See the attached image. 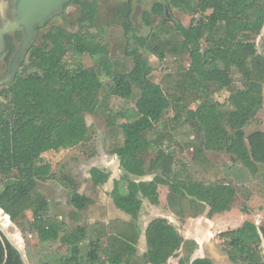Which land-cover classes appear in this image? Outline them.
Returning <instances> with one entry per match:
<instances>
[{
	"label": "trees",
	"instance_id": "trees-1",
	"mask_svg": "<svg viewBox=\"0 0 264 264\" xmlns=\"http://www.w3.org/2000/svg\"><path fill=\"white\" fill-rule=\"evenodd\" d=\"M165 1L153 6L163 21L152 24L145 17V26L152 28V34L140 35L127 2L118 6V24H113L124 30L125 54L133 58V68L128 73L112 74L110 70L112 95L130 100L135 89L140 92L133 114L121 125L124 142L115 154L124 175L114 181L110 193L115 207L130 221L98 225L97 231L84 226L69 230L65 222L48 215L44 197L34 195L38 183L51 177L52 167L43 163L44 155L88 141L85 115L95 114L100 107V72L80 65L70 69L64 58L70 53L89 55L97 66L109 65L108 51L98 36L81 30L60 34L50 49L32 44L14 80L1 85L0 100L6 103L0 106V210L17 224L31 212L30 225L40 242L66 246L68 254L53 260L54 264H169L180 252L183 257L179 264H213L206 258L191 260L195 242L185 241L168 218L149 224L145 232L147 251L138 255L144 202L159 206L160 187L168 188V206L183 221L205 213L211 219L229 212L237 195L231 183L195 181L189 174L190 165L177 158L172 141L164 149L152 147L148 134L170 109L176 112L172 119L175 126L184 123L198 129L196 136L202 139L204 151L223 150L251 174L264 165V130L246 134L264 107V55L256 48V39L264 30V0ZM166 7L170 12L183 7L200 17L189 27L177 22L170 25ZM175 33L182 39L181 48L190 62L180 74L175 92L167 96L151 80L154 69L141 50L164 61V49L156 43L160 37ZM6 41L10 59L15 48L10 37ZM233 70L240 75L243 88L229 97L230 108L221 109L214 95L233 85ZM203 150L195 152L192 167L195 164L207 172ZM91 176L94 185L102 187L111 173L93 168ZM147 176L153 178L132 179ZM69 204L83 211L91 200L74 190ZM219 239L233 264H264V226L247 221L238 229L221 233ZM85 247L88 249L83 253ZM0 264H25L20 250L1 231Z\"/></svg>",
	"mask_w": 264,
	"mask_h": 264
},
{
	"label": "rangeland",
	"instance_id": "rangeland-1",
	"mask_svg": "<svg viewBox=\"0 0 264 264\" xmlns=\"http://www.w3.org/2000/svg\"><path fill=\"white\" fill-rule=\"evenodd\" d=\"M125 1L116 0L112 5H106V7L120 6ZM163 2L166 3L165 0ZM140 4L145 9L150 10V0H140ZM168 17L172 21L170 25L177 22L189 27L192 22L198 20L200 15L196 16L192 13H187L183 7H177L171 12L168 11ZM79 29L80 24H46L38 28L33 45L50 49L52 43L60 34L77 32ZM91 29L102 44L106 46L108 51L107 58L110 61L109 65L105 64L99 67L96 64V59L91 56H79L74 53L65 56L64 63L70 69H76L80 65L83 68H94L100 72L99 75L103 84L99 97L100 107L95 114L85 115L89 128L88 141L86 143H81L71 149L49 152L44 155L43 163L50 164L52 167L51 177L46 182H39L34 194L35 196L44 197L48 202V215L51 218H57L65 222L69 230L84 226L92 231H97L98 225L108 226L114 221V219L110 220V218L117 217L116 212L120 213L110 197L114 181L122 179L124 175L123 170L120 169L119 159L115 154V150L123 145L124 136L121 131V125L130 119L129 116L133 114L140 95L138 89H135L130 100L120 99L112 95V79L108 78L110 70L112 74L128 73L133 68V58L125 54L126 36L122 27L113 24H92ZM152 33V28L150 29L144 25L140 35L147 36ZM181 40L178 33L172 36L160 37V41L156 45L164 49L166 54L164 61H161L155 54L147 50H141L147 62L154 69L151 80L160 85L167 96L175 92L176 82H178L180 74L189 67L190 57L181 48ZM256 48L259 54L264 55V30L256 39ZM8 58L9 56L6 55L0 57V83L7 73ZM232 77L234 79L233 85L229 89L214 95V99L220 103L221 109L230 108L229 97L235 91L243 88L241 77L236 70L232 71ZM3 100H0V106L5 105L6 102ZM175 113L173 109L168 110L162 123L157 124L149 132L148 139L152 147L164 149L170 144L168 141H172L173 150L177 153V158L181 162L190 165L189 174L195 181L231 183L236 187L237 195L231 211L217 216H231L232 221H237L234 224H238L241 221H249L256 223L258 226H264V165L259 166L256 174H251L240 163L235 162L232 155L223 150L204 151L202 139L196 136V133L199 132L198 129L196 130L184 123L178 127L175 126L172 122ZM174 127L175 129H173ZM259 130H264V107L257 115L255 121L246 128V134L249 135ZM197 150H203L204 152L205 159L208 162L207 166H209L207 172L195 164L192 167V160ZM153 154L154 152L151 153V155ZM93 168L107 170L111 173L110 179L104 186L96 187L94 185L91 176ZM152 178L153 176H147L142 179L132 177L134 180H151ZM74 190L79 191L91 200V204L83 211H78L69 204V199ZM160 195L163 202L166 199L164 210L168 211L173 219H178L182 223L188 220L186 218L183 221V218L177 217L169 208V190L167 187H160ZM144 203L147 205L142 212L145 211L146 214L148 203L146 201ZM189 219H197V224L199 226L203 225V229L208 226L204 242L206 244L215 242L227 254V248L223 240H220L219 235H217L221 231L210 228L211 219H208L206 213L197 218ZM31 222V212L26 214L25 220L17 224L13 223L9 216L0 210V231L20 250L26 264H54L51 259L53 252H56L59 258L68 254V248L60 243L40 242L37 234L33 232L34 230L30 225ZM172 223L182 224L178 221H172ZM234 224L231 226H235ZM231 226L228 227L230 231L233 229ZM138 246L139 250L140 247L143 248V245L139 243ZM86 248L88 249V247H85L83 253H85ZM209 248V252H212L213 246L209 245ZM140 252L142 251L140 250ZM261 252L264 258V246L261 247ZM140 254L142 256V253ZM182 254L183 252H180L176 258L172 259V262L177 261V258ZM217 261L218 264H227L219 259V256Z\"/></svg>",
	"mask_w": 264,
	"mask_h": 264
},
{
	"label": "flooded vegetation",
	"instance_id": "flooded-vegetation-1",
	"mask_svg": "<svg viewBox=\"0 0 264 264\" xmlns=\"http://www.w3.org/2000/svg\"><path fill=\"white\" fill-rule=\"evenodd\" d=\"M116 0H67L63 5L59 13H55L46 24H80L79 31L89 30L92 31L90 24H118L117 18V9L118 6H109L112 5ZM144 1V0H142ZM125 2L130 3L131 11L129 16L131 18L134 27L140 31L144 29V25L147 24L145 21L147 18L151 19L152 24H158L160 21H163V18L160 15H157L153 12V6L158 3H164L163 0H150V10L145 9L141 4L140 0H126ZM124 2V3H125ZM123 4V3H122ZM16 10V1L15 0H0V29L9 26L10 24H15L16 18L14 12ZM168 9L166 7V14L168 15ZM150 15V17H149ZM169 18V17H168ZM61 20L60 22H57ZM81 24H89L90 28L88 29L87 25L82 27ZM43 27V26H41ZM40 28V27H39ZM83 28V29H82ZM38 31V29H37ZM21 29H17L13 32L8 33L5 36L10 37L12 45L15 50L11 55L10 59L7 60V73L5 78L9 74V65L13 55L18 51L20 43L22 41ZM18 35L20 36L18 38ZM37 35V33H36ZM5 50L2 56H8L9 45L5 41ZM33 44V43H32ZM4 78V79H5Z\"/></svg>",
	"mask_w": 264,
	"mask_h": 264
},
{
	"label": "crops",
	"instance_id": "crops-1",
	"mask_svg": "<svg viewBox=\"0 0 264 264\" xmlns=\"http://www.w3.org/2000/svg\"><path fill=\"white\" fill-rule=\"evenodd\" d=\"M113 185H114V183H113ZM165 201H166V199H164V202L162 201L161 195H160V204H159V206H153V205H151L150 203H148L146 201L148 203V207H147V210H146L147 212H146V214H145V211L141 212V215H140V218H139V225H140L141 230H142V234H141V237L139 239V244L143 245V248L140 247V250L142 252H140L139 246H138V251H139L138 255H139V257H141L140 253H142V256H143L144 253L147 251L145 232H146L147 227L149 226V224L152 221H154V220H156L158 218H168L169 221H171V223H172V221H175V222L178 221V222L182 223L178 219H173L170 216V214L168 213V211L164 210ZM146 205L147 204L144 203L143 208L146 207ZM116 213H117L118 216L115 217V218H110V220L114 219V221L115 220L130 221V219H131L128 215L124 214L121 211H120V213L119 212H116ZM223 214H225V213H223ZM217 215H221V214H217ZM217 215H215L216 217L214 216V219L211 218V220H210V223H211L210 228H213V230L221 231L217 235H220L221 233H224V231L225 232L230 231V230H228V227H230L234 223H237V221H232L231 216L227 215V216H221L220 217V216H217ZM196 220L197 219H188L184 223L178 224V225L174 223V226H176V228L178 229L179 233L183 236L185 241H187V242L188 241L195 242V244H196L195 250H194V252H193V254L191 256V260L194 261L196 259H202V258H206V259H211L212 258L213 259V257H212L213 254L217 253V255L219 256V259L223 260L227 264H230V263L233 264L230 261L228 255L225 254L217 246V244L215 242H212V243L209 242V244H206L204 242V240L206 239V233H207L206 231L208 230V226H205V229H203L204 226L203 225L199 226V224H197ZM240 223L243 226L245 221L238 222V224H234L235 226H233V227L231 226L233 228L232 230L240 228V225H241ZM209 245L213 246V251L212 252H209L210 251ZM52 255H53V256H51L52 260L59 259V256L57 255L56 252H53ZM182 257H183V254L181 256H179V258H177L178 259L177 261H173V262H172V259H170L169 260V264H171V263L179 264V260ZM217 260H214L215 264H218ZM25 264H26V262H25ZM103 264H108V263H103Z\"/></svg>",
	"mask_w": 264,
	"mask_h": 264
},
{
	"label": "water",
	"instance_id": "water-1",
	"mask_svg": "<svg viewBox=\"0 0 264 264\" xmlns=\"http://www.w3.org/2000/svg\"><path fill=\"white\" fill-rule=\"evenodd\" d=\"M16 10L14 16L16 18L15 24H10L0 29V57L5 50V35L17 29H21L22 41L18 51L13 55L10 65L9 74L3 79L0 85L11 83L25 59L30 46L36 38L37 29L44 26L50 18L59 13L67 0H15ZM157 1V0H156ZM213 254V253H212ZM213 259L217 260L218 255L213 254ZM212 258L209 259L215 264Z\"/></svg>",
	"mask_w": 264,
	"mask_h": 264
}]
</instances>
